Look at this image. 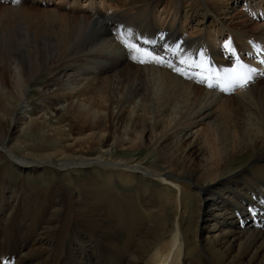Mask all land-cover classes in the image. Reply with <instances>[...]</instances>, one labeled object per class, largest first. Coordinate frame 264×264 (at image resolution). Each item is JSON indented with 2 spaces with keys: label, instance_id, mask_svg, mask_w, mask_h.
Returning a JSON list of instances; mask_svg holds the SVG:
<instances>
[{
  "label": "bare ground",
  "instance_id": "1",
  "mask_svg": "<svg viewBox=\"0 0 264 264\" xmlns=\"http://www.w3.org/2000/svg\"><path fill=\"white\" fill-rule=\"evenodd\" d=\"M64 1L0 0V263L264 264V218L246 222L264 198V68L200 50L241 0H171L167 25L153 14L164 0H115L112 14L104 5L97 14L94 0L88 11ZM210 16L203 37L176 22L200 32ZM240 29L230 35L247 51ZM150 52L212 83L235 76V95L217 107L220 88L183 80ZM106 70L104 84L49 90ZM78 92L86 102L72 109ZM31 93L34 111L54 113L28 123ZM135 95L152 121L127 109ZM71 109L83 136L55 125ZM168 112L172 124L161 118Z\"/></svg>",
  "mask_w": 264,
  "mask_h": 264
},
{
  "label": "rangeland",
  "instance_id": "2",
  "mask_svg": "<svg viewBox=\"0 0 264 264\" xmlns=\"http://www.w3.org/2000/svg\"><path fill=\"white\" fill-rule=\"evenodd\" d=\"M29 1H31V3H36V2H39L38 4L40 5V6H47V5H49L50 7H53V5H58V6H60V5H65V4H68L67 2H65L64 0V3H60V0H50L51 2H53V3H55V4H53V3H48V1L47 0H29ZM96 1V3H95V5L96 6H98V10H99V12L97 13V14H101V13H104V10L101 8V6L103 7V5L106 7V8H108L109 9V11H110V13L112 14V11H117L116 10V6H115V0H95ZM169 1L171 2V0H164V1H162L160 4H156V5H154L153 6V14H154V16H155V18H156V20L158 21H165V23H166V25L167 24H169L170 23V21L171 20H173V18H174V16H173V12H171V10H170V5H171V3L169 4ZM243 1L244 0H241V1H238V3H232V4H229L230 5V9H228V11H230V13H229V16L231 17L230 18V20L226 23V24H228V26H225L224 24H221V25H219L220 26V28H221V32H219V30L215 27V30L214 31H212L213 33L210 35L211 37H210V40L212 41L210 44H213L214 45V49H213V45H212V48H211V46H209V48H210V52H209V54H210V56L212 55V54H215L214 52H213V50L214 51H216V52H218L216 49H217V43L219 42V39H223V37H227V36H229V37H232L233 38V36L232 35H230V34H234V32L236 31L237 33H241V32H243V30H241L240 28L242 27V26H244V28H246L245 30L247 31V34L250 36V37H253L252 39H257L258 40V42L259 41H261V40H263L264 39V37L261 35V33L264 31V0H249V2L250 3H247V0H245L246 1V3L245 4H247V5H249V6H247V7H257V6H262L260 9H259V11L262 13V15L263 16H260V17H252L249 13H247L245 10H244V8H243ZM44 2V3H43ZM72 2H74V0L72 1ZM100 2V3H99ZM78 3H79V5L81 6V7H83V8H81L79 5H78ZM91 4H89V1H88V3H87V0H79V1H77V4H75V5H73V7H75V8H77V7H79L80 9H82V10H84V11H88V10H90L91 9V6H90ZM71 6V5H70ZM88 6V7H87ZM84 7H86V8H84ZM167 8V9H166ZM168 12V13H167ZM209 14H210V11L208 10L207 11ZM109 16V15H108ZM206 18H208V17H206ZM210 18H212L211 16L208 18L209 20H208V22H206L204 25L205 26H198V27H201V31L200 32H198V31H195V28L197 27H195V22L194 21H192V22H189L190 20H187L186 22H184L183 21V19L182 18H177L176 19V22H178V25L180 26V27H183L184 28V32H185V34L186 35H188V36H196V35H199L200 37H203L204 36V33H201L202 32V29H212V27H214V24H215V22H214V20L212 21V22H210ZM93 19H100V18H93ZM196 20H199V19H196ZM213 23V24H212ZM233 23V24H232ZM209 26H208V25ZM216 24H218V22L216 23ZM207 25V26H206ZM222 26V27H221ZM238 30V31H237ZM240 30V31H239ZM197 32V33H196ZM206 34H208L207 33V31L205 32ZM223 33V34H222ZM219 35V36H218ZM218 36V37H217ZM215 38V39H214ZM255 39V40H256ZM214 40H216V44H214L215 43V41ZM233 40H234V38H233ZM248 39H246L245 40V44L244 45H249V43H248V41H247ZM256 40V41H257ZM235 41V40H234ZM256 41H254L253 40V42L254 43H250V47H254V45H256ZM119 43H123V41H119ZM208 48V47H207ZM213 49V50H212ZM154 54H155V52H153ZM227 58V57H226ZM242 58V57H241ZM220 59H222V57L220 58ZM151 64V67H154L155 68V66L156 65H154V62H151L150 63ZM158 67V66H157ZM156 67V68H157ZM155 68V69H156ZM165 68V67H164ZM167 68V67H166ZM264 68V67H263ZM262 68V69H263ZM253 72H254V69H251ZM107 71V70H106ZM106 71H100V72H97V73H95V74H93V73H90V74H87V75H82L79 79L77 78V80L75 81V83L73 82V84H68V86L70 87V88H66L67 87V85H59V84H53V85H51V87L49 88V90L50 91H52V92H56L57 94H60V95H62V93H65L66 91H69V89L70 90H72V91H77V90H79L80 88H82V87H84L86 84L87 85H89L91 82V84H90V86H92V85H96L98 82H102V84H104V81H105V78L110 74V72H106ZM103 72V73H102ZM93 77V78H92ZM95 79V80H94ZM184 80V79H183ZM78 81V82H77ZM91 81V82H90ZM185 81H191V82H193L194 83V81H192V80H185ZM87 82H90L89 84L87 83ZM62 83V82H61ZM81 84V85H80ZM192 84V83H191ZM54 85H56V86H54ZM63 86V87H62ZM73 86V87H72ZM61 89V90H59V89ZM72 88V89H71ZM57 90H58V92H57ZM49 91V92H50ZM234 91V90H233ZM229 92L228 94H225V95H222L221 97H220V99H222V100H220L221 101V103L219 104V103H217L216 105H217V107L218 106H221V104H222V102L224 101V98H226V97H231V96H233V95H235V92L236 91H234V92ZM151 93V95H152V91L150 92ZM153 96V95H152ZM117 97L119 98L120 97V93H118L117 94ZM85 96L84 95H82V94H80V92H78V93H74L73 94V96H71V98H70V101L72 100V103H73V106H72V109H76L77 108V106H79V105H82V104H84L86 101H85ZM229 99H227L226 101H228ZM29 101V102H28ZM63 102H61V105H60V107L62 106L63 107V109H66L67 108V104H68V102L66 101V100H62ZM144 102H146L147 103V101H145L144 100ZM144 102L142 101V97H141V95H135V97L133 96L132 97V99H130L129 101H128V103L126 104V107H127V109L129 110V111H131V114H136V113H138V114H142V115H145V117H146V119L147 120H149L150 119V121H152V116L154 117V114H155V111L151 108V107H149L146 103V105L143 107V105H144ZM153 102L155 103V97H153ZM35 103H38L37 102V96H35L34 95V93H31L30 95H29V98H28V100H27V106L28 107H26V109L25 110H23V112L25 113V118H26V121L29 123V120L31 121V120H36L37 118H39V116H41L42 115V113H44L45 111H49L51 114H46V113H44L43 115H47L48 117L50 116V115H52L54 112H52L50 109H52L53 107H51V108H46V109H36L35 111L33 110V108H34V105H35ZM25 105V106H26ZM104 104H103V106H101L100 108H99V110L100 111H104ZM72 109L70 110V111H68V112H70V113H66V112H64L63 114H65V115H67V119L65 120V122L63 123H61L60 125L58 124V122H57V124H55L56 126H60V130H61V132L62 133H64L65 135H68L69 133H73L71 136L72 137H80V136H83L82 134H84L85 132H81V133H79L78 132V130H80V128H77L78 126H75V124H74V110L72 111ZM41 110V111H40ZM154 111V112H153ZM104 114H105V112H103ZM170 113L168 112L167 114H163L162 116H161V118H163V120H165V121H167V123L168 122H171V124H172V119H173V115H169ZM165 115V116H164ZM169 115V116H168ZM72 118V119H71ZM165 118V119H164ZM167 118V119H166ZM171 119V120H170ZM169 120V121H168ZM64 121V120H63ZM18 128H20V126L18 127ZM192 129V131L194 132V131H196L198 128H196V126H190V130ZM196 129V130H195ZM79 133V134H78ZM22 134H24V133H22ZM78 134V135H77ZM133 154H136V153H133ZM129 155H132V154H129ZM142 156V155H141ZM141 156L139 157V158H141ZM137 156H135V158H136ZM98 171V169H89L88 171Z\"/></svg>",
  "mask_w": 264,
  "mask_h": 264
}]
</instances>
